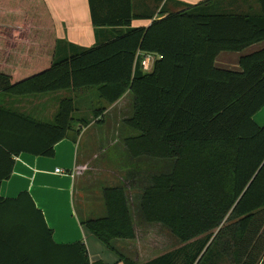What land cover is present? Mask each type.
Listing matches in <instances>:
<instances>
[{
	"label": "trees",
	"instance_id": "obj_1",
	"mask_svg": "<svg viewBox=\"0 0 264 264\" xmlns=\"http://www.w3.org/2000/svg\"><path fill=\"white\" fill-rule=\"evenodd\" d=\"M257 2L259 14L227 11L220 0L175 2L174 11L164 5L144 28L132 27L144 18L133 14L132 0L108 9L90 0L93 25L115 29L111 38L91 48L67 45L61 54V43H50L46 32L38 45L53 47V56L36 57L30 68L16 67L12 74L11 55L2 53L12 33L8 25L21 27L25 13L20 0H0V62L10 66L0 70L1 94L86 91L103 104L94 106L96 120L106 106L133 96L123 139L129 172L79 205L82 224L124 264L135 263L115 243L134 241L143 224L160 225L182 246L142 264H220L224 254L215 255L213 243L230 229L234 264H264V127L254 121L264 108V49L243 56L240 72L215 65L221 52L264 41V0ZM32 15L33 28H54L43 0ZM142 54L158 56L149 73ZM76 111L74 99L63 98L48 123L0 104V186L11 178L16 157L53 158ZM140 160L164 164L155 165V175ZM0 264L107 263H92L83 241L55 243L42 211L24 192L16 199L0 196Z\"/></svg>",
	"mask_w": 264,
	"mask_h": 264
},
{
	"label": "crops",
	"instance_id": "obj_2",
	"mask_svg": "<svg viewBox=\"0 0 264 264\" xmlns=\"http://www.w3.org/2000/svg\"><path fill=\"white\" fill-rule=\"evenodd\" d=\"M43 1L52 18L54 26L52 30L47 29L46 31L31 26L34 16L32 14L39 0H20V10L25 13L22 26L8 25L12 28V33L9 34L6 40L2 55L6 53L11 55L9 60H12V74L15 72L16 67L30 68L36 57L53 56V47L38 45L46 32L47 40L50 43H56L57 41L61 43V54L66 53L67 49L65 47L67 45L91 48L99 40L104 41L111 38L116 32L113 28H97L93 25L90 13V0ZM123 1L125 2V0H97L98 8L100 9L125 7L121 5ZM204 1L206 0H132L133 14L137 17H144L133 20L132 27H149L152 21L148 17L158 19L159 11L164 5H166L167 11H174L176 9L175 2L195 5ZM220 4L227 11L241 14L260 13L257 0H220ZM42 20L43 18L37 21ZM44 20L49 22V19L44 18ZM263 49L264 41L253 44L239 52H221L215 60V65L219 69L240 72L241 58ZM4 61L3 58L2 62L4 63ZM9 67L6 64L3 66L0 62V70L3 69L5 71ZM68 97L73 98L77 106V111L74 114L76 122L68 133L67 138L57 144L55 156L53 158H44L22 154L16 157L11 178L2 182L0 186V196L5 199H16L21 193H29L36 207L42 211L48 227L52 230L55 243L74 244L83 241L88 248L92 263L103 261L107 264H124L119 257H116V252L110 250L82 224L83 220L79 208L80 201L88 205L93 199H87L82 194L77 196V179L85 159L88 163H93L92 170H100L96 165L99 164L96 163L97 156L95 154L98 147H95L94 138H100L101 131L92 132L91 130L96 122L103 121V116L105 118L107 115L105 113L97 120L94 117L93 109L96 107L95 104H102V102L99 101L96 94L91 96L86 91H62L31 97L12 98L0 93V100L5 102L4 105L7 108L27 114L38 121L48 123L54 122L61 100ZM128 97L133 99L132 94L128 93L114 106L127 100ZM81 106H84L85 111L88 110L87 114L80 108ZM86 106L87 108H85ZM83 121H88L89 124H84ZM254 121L258 126L264 127V108L254 116ZM98 144L103 146L101 143ZM109 145L111 149L108 146H103L100 149L102 152H114L113 163H115V166H111L112 169L129 170V161L124 145L123 151L121 150L122 157L125 158L123 161L122 159L116 160L119 154L114 150L116 147H113V140H110ZM92 146L94 147L92 148ZM84 153H92L93 157L88 160V156H84ZM57 170H61L62 173L58 174ZM118 177L119 179L116 180H124L119 174ZM110 184H113V182ZM124 242L126 241L115 243V247L118 248ZM129 245H132V243H129ZM135 254L137 258H140L139 252H135Z\"/></svg>",
	"mask_w": 264,
	"mask_h": 264
},
{
	"label": "rangeland",
	"instance_id": "obj_3",
	"mask_svg": "<svg viewBox=\"0 0 264 264\" xmlns=\"http://www.w3.org/2000/svg\"><path fill=\"white\" fill-rule=\"evenodd\" d=\"M2 103L5 104V102L0 100V104ZM101 105L103 104H95V106L98 108ZM106 107H107V111H106L107 115L105 116V118L103 116V121L101 120L103 123L99 125L98 122H96L91 130L92 132L98 130L101 131L100 138L98 139L94 138L96 142L95 147H98L95 153L97 156L96 163H99V164L96 163L95 164L98 166L97 168L100 170H92L93 163L90 164L85 159V162L82 164V168H80L79 170L80 174L77 179V196L82 194L87 199L90 198L94 200L97 197L98 192L104 186V183L110 185V183L113 182V183H117L116 185H118L121 182V181L118 182V180H116L119 179L118 174L121 175L123 178H125L127 173L129 172V170L126 169H124V171H121V169L113 170L111 166H115V163H113L115 156L114 152L113 151L102 152L100 148H103V146L104 147L108 146L110 144V140H113V143L115 145V146L113 145V147L116 148L115 149L112 148V149H114L115 152L119 154L116 160L118 161L119 159H122L123 161L125 159L124 157H122L121 154V150L123 151V139L125 137L124 131L126 130L124 122L126 120L131 119L133 115L134 100L128 97L127 100H124L119 105L117 104V106L108 105ZM80 108L83 111H85L84 106H81ZM85 108H87V106ZM86 112L88 113V110L85 111V113ZM78 117H80V115H78ZM98 143H101L103 146H99ZM93 147L94 146H92V148ZM109 148L111 149V147ZM83 155L86 157L88 156V160L93 157L92 153H84ZM159 162L160 161L157 160L149 161V162L148 160H140L138 164L143 170H146V168L148 167L147 169L150 171L149 173L156 175L159 174L156 173L159 170V166L156 167L155 165L164 164ZM160 172L163 171L161 170ZM144 175L141 176V180H142L141 183L142 182L145 183ZM139 228L140 229L138 231L137 237L134 241H126L124 243H121V245L118 247L119 248L118 250L121 252V254H124L125 257H129L130 260L133 261L135 264L146 263L147 260L150 261L160 255L171 252L182 246V243L177 241L166 229L162 228L160 225L145 226L143 224V226H139ZM226 232H228L226 236L223 235V237H221V239H219L218 242L215 241V243H213V245H215L214 254L215 255H217V253L221 255L224 254V256L223 255L222 256L224 257L225 260L223 262H220V264H234L236 262L234 259L235 249H233L232 247L234 245L232 229ZM217 236H218V232L214 234L211 241H214L217 238ZM129 243H132V245H129ZM135 252L140 253L141 255L140 258L136 257L137 255L135 254ZM117 254H115L116 257L120 258L119 254L118 255Z\"/></svg>",
	"mask_w": 264,
	"mask_h": 264
},
{
	"label": "built area",
	"instance_id": "obj_4",
	"mask_svg": "<svg viewBox=\"0 0 264 264\" xmlns=\"http://www.w3.org/2000/svg\"><path fill=\"white\" fill-rule=\"evenodd\" d=\"M143 59L141 61V66L144 72L149 73L153 70L154 63L158 56H154L153 54H142ZM58 174H61V170L56 171Z\"/></svg>",
	"mask_w": 264,
	"mask_h": 264
}]
</instances>
